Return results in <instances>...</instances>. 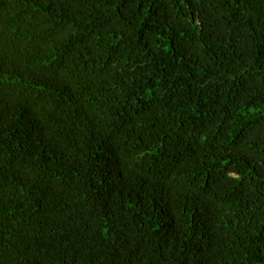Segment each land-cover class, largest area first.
Here are the masks:
<instances>
[{"label": "trees", "instance_id": "obj_1", "mask_svg": "<svg viewBox=\"0 0 264 264\" xmlns=\"http://www.w3.org/2000/svg\"><path fill=\"white\" fill-rule=\"evenodd\" d=\"M0 264H264V0H0Z\"/></svg>", "mask_w": 264, "mask_h": 264}]
</instances>
